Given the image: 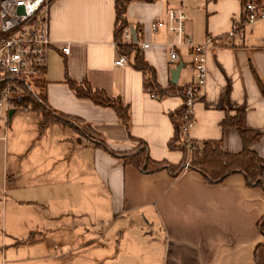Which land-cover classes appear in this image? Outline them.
<instances>
[{
  "label": "crops",
  "instance_id": "1",
  "mask_svg": "<svg viewBox=\"0 0 264 264\" xmlns=\"http://www.w3.org/2000/svg\"><path fill=\"white\" fill-rule=\"evenodd\" d=\"M113 3L48 1L50 48L44 79L48 107L88 124L117 155L96 147L69 125L51 123L40 128L38 115L39 137L50 143L39 159L42 169L36 171L32 162L30 178L15 177L9 169L3 179L8 194H0L1 210L10 208L13 219L21 222L18 231L36 234L28 241L31 245L44 242L48 249L67 245L68 235L73 233L82 237L84 220L89 219L91 237L99 246L100 239L107 243L106 236L126 239L120 264H254V248L264 244L256 228L264 215L260 188L247 186L239 174L218 184H208L192 171H183L176 178L166 171L145 174L124 165L119 157L132 152L140 141L149 159L179 164L181 152L168 149L167 144L173 134L169 115L180 107L181 99L155 97L144 90L141 72L127 63L113 65L117 57L112 41ZM193 3L195 9L180 10L186 17L184 34L194 45H201L206 37L223 36L241 21L239 0ZM170 8L179 9L168 0L133 1L125 13L139 49L143 43L148 45L140 53L161 88L171 84L170 72L178 64L182 66L175 85L183 87L193 79L186 50L176 49L177 59L169 61L173 37L164 29H148L151 21L163 20ZM64 47L66 55L60 52ZM205 59L203 94L192 105L188 140L221 141L224 152H239L238 133L222 127V121L240 111L243 127L261 133L252 149L264 163V21L244 25L239 35L208 49ZM66 79L118 98L126 109L127 122L122 123L110 108L76 98ZM14 113L12 110L10 118ZM20 186L21 191L29 192L48 188L49 197L46 201L20 199L14 192ZM56 189L61 190L60 195ZM18 213L26 218L16 216Z\"/></svg>",
  "mask_w": 264,
  "mask_h": 264
},
{
  "label": "trees",
  "instance_id": "2",
  "mask_svg": "<svg viewBox=\"0 0 264 264\" xmlns=\"http://www.w3.org/2000/svg\"><path fill=\"white\" fill-rule=\"evenodd\" d=\"M133 1L152 2L154 0H114L112 41L115 53L117 56L123 57L132 69L144 75L143 88L145 91L153 93L155 97L178 96L181 99L180 107L169 115L173 134L167 146L170 150L176 149L180 151L182 158L177 165L168 164L164 160L153 161L146 155L145 144L137 141V147L132 152L118 155L122 159L123 164L137 168L145 174L166 171L172 178L178 177L183 171H192L200 175L208 184H218L230 175L239 174L247 186L258 187L264 193V163L252 149L258 142L261 133L246 130L243 127L240 111L236 112L233 117H226L222 121V127H231L238 133L241 141L239 152L234 154L224 152L221 147V141L193 142L189 140V148H186L180 121L183 112V87L173 84H169L165 88L158 86L155 81L154 70L144 61L137 42H124L122 39L123 30L129 29L125 17L126 7ZM239 3L241 10L249 3L254 4L258 8H264V0H239ZM66 84L76 98L87 99L95 105L110 108L122 123L125 124L127 122L126 109L118 98H109L100 91L91 90L82 82L75 83L66 79ZM7 86L18 89L23 93L22 98L9 101L11 110L37 113L40 116V128L51 123L69 125L79 136L85 138L96 147L113 156L117 155L106 148L103 141L91 130L88 124L48 107L45 101L44 69L27 78L13 77L0 73V94ZM75 122L82 125L83 128L78 127ZM185 164L187 165L184 168ZM256 228L264 239V215L256 222ZM253 262L254 264H264V244L260 243L254 248Z\"/></svg>",
  "mask_w": 264,
  "mask_h": 264
},
{
  "label": "built area",
  "instance_id": "3",
  "mask_svg": "<svg viewBox=\"0 0 264 264\" xmlns=\"http://www.w3.org/2000/svg\"><path fill=\"white\" fill-rule=\"evenodd\" d=\"M49 0H0V73L13 77L27 78L35 75L46 66L47 54L50 48L48 38L47 6ZM241 21L234 23L223 36L206 37L201 45L192 44L184 34L186 17L178 8H170L165 12V18L156 19L148 24L150 32L164 29L174 39L168 52L169 61L177 59L176 49L184 48L190 57L193 79L183 86V112L180 118L181 132L186 148H189L187 131L193 123L192 105L203 94L206 79V52L230 41L239 35L244 25L256 21H264V8H258L249 3L244 6ZM124 42L132 41L129 29L122 32ZM114 44V43H113ZM147 44H141L140 49H146ZM64 55L66 47L61 48ZM126 60L117 56L114 66L126 65ZM153 98V95H150ZM23 97L19 90L7 86L0 94V108L7 114L9 101ZM187 164H185L184 168Z\"/></svg>",
  "mask_w": 264,
  "mask_h": 264
},
{
  "label": "rangeland",
  "instance_id": "4",
  "mask_svg": "<svg viewBox=\"0 0 264 264\" xmlns=\"http://www.w3.org/2000/svg\"><path fill=\"white\" fill-rule=\"evenodd\" d=\"M179 1H181V5H179ZM194 1L168 0V3L179 7V9L181 8L185 12L186 10L195 9V4H192ZM185 70L187 73L190 70L187 64H185ZM181 83L179 81L180 85ZM22 112L15 111L14 115L7 119V114L4 112L3 107L0 108V194H8V191L3 188V179L9 169L13 170L12 174L15 177L22 178L31 177L32 162H34L36 171L41 170L42 163L39 159H42L43 153L47 151L50 144L45 142L42 137H39L40 132L38 129L40 128L38 124L36 125V116L38 114L35 112ZM38 117L40 119V116ZM75 124L83 128L82 125L76 122ZM27 175L30 176L27 177ZM7 177L9 178L7 182L10 184L11 177L9 174ZM21 190L20 186L14 192H17V197L23 200L36 198L38 201H46L50 193L48 188L34 192ZM71 191L73 194V188ZM54 192L60 195L61 190L56 189ZM63 193L65 195L66 190L63 189L62 195ZM17 215L26 218L21 216V213ZM13 216L14 214L8 206L5 210L0 208V264H120V258L124 257L123 249L126 239L120 241V239L117 240L106 236L107 243L104 242V239H100L99 242L102 246H99L95 242L98 240L91 237V225L93 223L89 219L84 220L83 223L84 229L88 233L85 234L86 231L83 232L82 237L79 236L78 232L73 233L68 235L69 243L67 245L60 247V249L56 247H49L48 249L44 242L31 245L28 241L36 234H24V232L18 231L16 227H20L21 222L15 221ZM11 221L12 224L10 223ZM116 242L117 248L115 246Z\"/></svg>",
  "mask_w": 264,
  "mask_h": 264
},
{
  "label": "water",
  "instance_id": "5",
  "mask_svg": "<svg viewBox=\"0 0 264 264\" xmlns=\"http://www.w3.org/2000/svg\"><path fill=\"white\" fill-rule=\"evenodd\" d=\"M129 31H130V34H131V37H132V41L135 42L136 39H135V36H134V33H133V30L132 28H129ZM181 64H178L177 66H175L172 71L170 72V83L175 85L176 83V79H177V75H178V71L180 70L181 68ZM12 114V110H9L7 112V119L10 118V115Z\"/></svg>",
  "mask_w": 264,
  "mask_h": 264
}]
</instances>
